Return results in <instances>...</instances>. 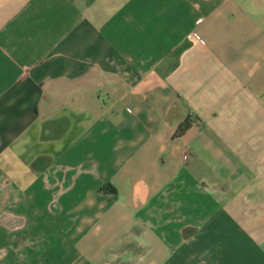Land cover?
I'll list each match as a JSON object with an SVG mask.
<instances>
[{
	"label": "crops",
	"instance_id": "obj_1",
	"mask_svg": "<svg viewBox=\"0 0 264 264\" xmlns=\"http://www.w3.org/2000/svg\"><path fill=\"white\" fill-rule=\"evenodd\" d=\"M0 264H264V0H0Z\"/></svg>",
	"mask_w": 264,
	"mask_h": 264
},
{
	"label": "trees",
	"instance_id": "obj_2",
	"mask_svg": "<svg viewBox=\"0 0 264 264\" xmlns=\"http://www.w3.org/2000/svg\"><path fill=\"white\" fill-rule=\"evenodd\" d=\"M191 119L190 118H185L177 127V129L175 130L173 137L177 138L180 137L181 135H183L185 133V131L190 127L191 125Z\"/></svg>",
	"mask_w": 264,
	"mask_h": 264
}]
</instances>
